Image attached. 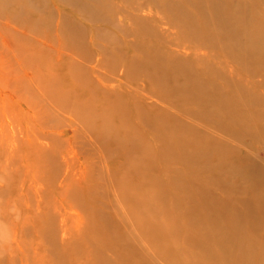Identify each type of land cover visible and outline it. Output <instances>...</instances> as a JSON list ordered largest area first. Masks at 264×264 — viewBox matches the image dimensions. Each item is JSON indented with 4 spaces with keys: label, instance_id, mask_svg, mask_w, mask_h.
<instances>
[{
    "label": "rangeland",
    "instance_id": "rangeland-1",
    "mask_svg": "<svg viewBox=\"0 0 264 264\" xmlns=\"http://www.w3.org/2000/svg\"><path fill=\"white\" fill-rule=\"evenodd\" d=\"M229 263L264 264V0H0V264Z\"/></svg>",
    "mask_w": 264,
    "mask_h": 264
},
{
    "label": "bare ground",
    "instance_id": "bare-ground-1",
    "mask_svg": "<svg viewBox=\"0 0 264 264\" xmlns=\"http://www.w3.org/2000/svg\"><path fill=\"white\" fill-rule=\"evenodd\" d=\"M164 124H166L167 122L166 121H164L163 122ZM210 139V141H211V138H209ZM208 142H209V140H208ZM212 143V142H211ZM215 144V143H214ZM215 146H217V145H215ZM211 146H209L208 148H210ZM215 148V147H214ZM217 148V147H216ZM215 150V149H214ZM216 151V150H215ZM163 171H164V168L162 169ZM143 177V176H142ZM143 179V178H142ZM141 179V180H142ZM165 182V181H164ZM163 182V183H164ZM146 184L144 183V181H139V182H136V183H132V186H129V188L131 189V195H129V198L131 199V200H129V202L130 203H132V205L130 206L131 207V210L133 211V209L135 208L136 209V207L137 206H142V209H144V210H150V209H148V205L147 204H144L143 203V200H141V201H139V199L137 198V195L135 196V194H136V192H140V193H142V191L144 192L145 190H146ZM140 197H142L143 198V195H141ZM133 200H134V202H133ZM139 201V202H138ZM134 209V210H135ZM122 210V209H121ZM130 210V209H129ZM136 211V210H135ZM134 211V212H135ZM128 212V211H127ZM131 214H133V212L131 213ZM120 215V214H119ZM143 215H144V212H143ZM167 223H169V222H167L166 221V223H164V222H162L157 216H155V215H152V217H151V225L153 226V230H154V234L155 235H159V237H163V236H165V237H169L170 236V234H171V232L167 229V227H163V225H165V224H167ZM229 236V235H228ZM228 236H226L227 238L226 239H229L230 237H228ZM221 238H223V239H225L224 237H221ZM218 239H220V238H218ZM231 239V238H230ZM233 241V240H232ZM247 242V241H246ZM177 242H175V243H172L171 242V247L172 248H174V249H178L177 247H178V245L179 244H176ZM229 244L231 245V243H230V241H229ZM229 245V246H230ZM236 245V244H235ZM235 245H234V247H235ZM156 248V247H155ZM236 248V247H235ZM234 249V248H233ZM241 250V249H240ZM148 252V251H147ZM176 253H177V250L175 251ZM182 255V254H181ZM183 256V255H182ZM181 256V257H182ZM187 257V256H186ZM186 260H188V259H184V257L183 258H181V260H180V257H178V263H186V262H184V261H186ZM214 260H216V259H214ZM237 260H239V259H237ZM182 261V262H181ZM189 261V260H188ZM243 261V260H242ZM246 261V260H245ZM216 262V261H215ZM232 262H236V258H235V261L233 260ZM239 262V261H238ZM247 262V261H246ZM245 262V263H246ZM243 263H244V261H243ZM242 263V264H243ZM230 264V263H229Z\"/></svg>",
    "mask_w": 264,
    "mask_h": 264
}]
</instances>
